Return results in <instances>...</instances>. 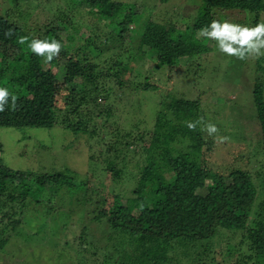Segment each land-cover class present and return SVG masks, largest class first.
I'll list each match as a JSON object with an SVG mask.
<instances>
[{
  "label": "trees",
  "instance_id": "trees-1",
  "mask_svg": "<svg viewBox=\"0 0 264 264\" xmlns=\"http://www.w3.org/2000/svg\"><path fill=\"white\" fill-rule=\"evenodd\" d=\"M64 1L68 7L57 9L55 20L39 23L34 29L27 27L26 15L29 17L31 11L21 10L15 16L0 11V86L17 97L15 107L9 97V103L0 112V127L21 131L19 141L37 137L33 136L32 127L53 126L103 139L105 125L98 121L105 113L110 117L111 109L99 99L106 102L111 96L108 80H116L119 87L127 85L119 75L123 67L120 60L108 67L101 65L92 58L86 43H76L77 30L66 38L58 36L69 29L65 21L73 10L87 7L99 19L110 21L118 37L128 42L136 38L134 43L139 49L147 47L148 55H155L159 65L169 68L182 59L213 49L205 40L194 42L191 36L192 31L217 19L216 11H245L253 26L261 22L264 13V0H191L194 11L187 28L173 35L172 23L148 18L139 25V14L134 15L132 4L118 0ZM48 33V40L56 39L62 46L51 62L32 53L27 42L20 43L22 38H28V42L32 38L47 39ZM96 36L88 41L97 46ZM255 59L252 96L261 126L259 146L264 158V56ZM227 60L231 63L233 58ZM244 60L239 63L245 64ZM184 104L191 109L194 106L190 100ZM162 106L157 120L164 131V110L170 107ZM127 136L118 131L115 152L129 149V141L124 142ZM109 155L105 159L106 170L116 180L121 177L122 168L115 162L117 153L113 158ZM194 161L196 165L185 172L172 158L147 160L142 167L147 179L133 190L138 204L133 208L124 196L111 195L107 189L90 185L87 177L78 180L77 173L65 164L58 170L37 173L30 168L10 169L0 156V253L13 237L20 235L31 211L38 212V207L43 206L44 215L55 217L57 206L66 199L59 187L66 186L68 199L81 190L88 194L86 199L94 213L91 219L104 225L102 232L106 233L99 242L84 226L77 239L81 250L75 257L76 264H213L209 255L219 245L216 238L226 231L244 233L249 251L240 260L217 264H264V179L261 198L255 202L258 191L248 170L236 167L226 172ZM47 188L52 190L49 194Z\"/></svg>",
  "mask_w": 264,
  "mask_h": 264
},
{
  "label": "rangeland",
  "instance_id": "rangeland-1",
  "mask_svg": "<svg viewBox=\"0 0 264 264\" xmlns=\"http://www.w3.org/2000/svg\"><path fill=\"white\" fill-rule=\"evenodd\" d=\"M118 1L133 5L134 15L139 14V25L148 18L172 23L170 31L173 35L187 28L189 16L194 11L190 6L191 0L165 3L160 0ZM66 4L64 0H0V11L13 16L21 10L31 11L29 17L26 15L27 27L34 29L39 23L55 20L57 9H65L68 7ZM247 15L245 11L238 10L216 11L215 14L217 19L252 25ZM65 24L69 29L59 32L58 36L66 38L77 30L76 43H86L92 58L101 65L108 67L120 60L123 67L119 75L127 85L119 87L116 80H108L111 96L106 102L99 99L111 109L110 117L105 113L98 121L101 126L105 125L101 134L103 139L53 126L32 127L33 136L37 137L19 141L21 131L0 127L3 142L0 156L10 169L30 168L37 173H46L65 164L77 173L78 180L87 177L90 185L107 189L111 195L124 196L128 205L135 208L138 204L133 190L147 179L142 170L147 160L169 161L172 158L185 172L190 171V166H195L194 160H197L200 165L208 164L213 169L226 172L236 167L248 170L258 191L255 202H259L263 192L264 158L259 146L261 126L252 96L256 59L247 58L244 60L247 64H240L241 59L219 52L216 42L206 40L199 30L192 31L191 39L194 42L205 40L206 45L213 49L182 59L175 67H162L155 55H148L147 47L138 48L134 43L136 38L128 42L118 37L110 21L99 19L85 6L73 10ZM130 30H133L132 25ZM96 35L97 46L88 41L89 38H97ZM228 58H233V61L229 63ZM186 100L193 103L192 109L184 104ZM46 103L51 106L50 98ZM162 104L170 107L164 110L163 122L167 126L164 131L160 120H157ZM190 122L195 124V128L187 126ZM208 124H214L217 131L209 134ZM118 131L128 134L124 142L129 141V149H122L119 153L114 151L118 146L115 143ZM39 140L48 146H42ZM116 153L115 162L122 168V175L112 180L114 177L106 170L105 159L109 154L113 158ZM66 188L59 187L58 191L66 199L57 206L55 217L44 215L46 210L43 206L38 207V212L27 214L20 235L13 237L0 253V264H76L75 257L81 250L77 239L84 226H88V234L99 242L105 238L106 233L102 232L104 225L91 219L94 213L86 199L88 194L81 190L68 199ZM51 191L47 188L46 193ZM243 234L221 232L216 238L219 245L209 255L214 259L213 264L227 260L234 262L248 253L247 239Z\"/></svg>",
  "mask_w": 264,
  "mask_h": 264
},
{
  "label": "clouds",
  "instance_id": "clouds-1",
  "mask_svg": "<svg viewBox=\"0 0 264 264\" xmlns=\"http://www.w3.org/2000/svg\"><path fill=\"white\" fill-rule=\"evenodd\" d=\"M201 36L216 42L219 52L234 56L241 60L247 58H259L264 55V22L253 25L235 23L228 19H213L199 32ZM28 43V48L37 56L43 57L51 62L61 51V44L58 40L22 38L21 44ZM15 107L16 95L10 92L7 87L0 86V112L4 111L5 105L9 103ZM190 129L195 128L194 123H188ZM209 134L215 133L217 128L214 124L206 126Z\"/></svg>",
  "mask_w": 264,
  "mask_h": 264
}]
</instances>
